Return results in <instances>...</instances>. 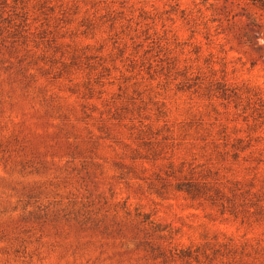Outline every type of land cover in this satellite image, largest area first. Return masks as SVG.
<instances>
[{"label":"rangeland","instance_id":"obj_1","mask_svg":"<svg viewBox=\"0 0 264 264\" xmlns=\"http://www.w3.org/2000/svg\"><path fill=\"white\" fill-rule=\"evenodd\" d=\"M0 264H264V0H0Z\"/></svg>","mask_w":264,"mask_h":264}]
</instances>
